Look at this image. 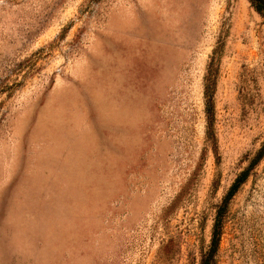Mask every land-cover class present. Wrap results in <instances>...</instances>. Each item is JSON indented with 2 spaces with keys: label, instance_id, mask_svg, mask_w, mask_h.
I'll return each mask as SVG.
<instances>
[{
  "label": "rangeland",
  "instance_id": "obj_1",
  "mask_svg": "<svg viewBox=\"0 0 264 264\" xmlns=\"http://www.w3.org/2000/svg\"><path fill=\"white\" fill-rule=\"evenodd\" d=\"M263 146L250 0H0V264H201L249 166L215 264H264Z\"/></svg>",
  "mask_w": 264,
  "mask_h": 264
},
{
  "label": "trees",
  "instance_id": "obj_2",
  "mask_svg": "<svg viewBox=\"0 0 264 264\" xmlns=\"http://www.w3.org/2000/svg\"><path fill=\"white\" fill-rule=\"evenodd\" d=\"M251 4L254 6V8L259 12L264 14V0H250ZM212 67V65H211ZM215 81L211 79V77H207L206 83H205V95L207 98V134L210 135V130L212 129V118H213V94L215 90ZM264 156V146L258 151L255 161L261 160V158ZM250 166L247 167L245 170H243L234 180L232 185L230 186L229 190L227 191L226 195L224 196L221 204L217 208L216 216L213 223V229H212V237H211V243L209 246L208 251L206 254L202 257L201 264H215V256L218 251L221 236H222V230L224 225L225 216L228 211L229 204L234 197V195L239 190L240 186L247 180L249 175Z\"/></svg>",
  "mask_w": 264,
  "mask_h": 264
}]
</instances>
